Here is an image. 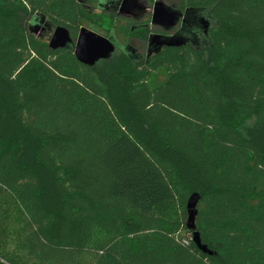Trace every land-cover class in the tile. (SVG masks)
<instances>
[{
    "label": "trees",
    "instance_id": "16d2710c",
    "mask_svg": "<svg viewBox=\"0 0 264 264\" xmlns=\"http://www.w3.org/2000/svg\"><path fill=\"white\" fill-rule=\"evenodd\" d=\"M165 1L210 14L198 45L88 67L45 33L149 17L0 0V264H264V0Z\"/></svg>",
    "mask_w": 264,
    "mask_h": 264
},
{
    "label": "water",
    "instance_id": "95a60500",
    "mask_svg": "<svg viewBox=\"0 0 264 264\" xmlns=\"http://www.w3.org/2000/svg\"><path fill=\"white\" fill-rule=\"evenodd\" d=\"M117 4L119 17L139 21L145 15H150V25L160 27L164 31H170L181 21L180 28L172 35H149L148 57L151 54H158L164 47H181L186 44L198 45L200 38L207 35L210 26V14H204L203 10L186 9L182 11L176 6L167 5L162 1L149 4L146 0H118ZM41 23L42 19L39 23L34 24L33 29L38 30ZM48 46L52 50L72 48L77 61L88 67H93L101 60L110 59L116 48L124 50L132 60L140 58L130 45L131 51L120 47L112 35L111 38L104 37L92 28L81 27L76 40L73 41L66 28L57 26L49 39ZM196 201L197 196H194L189 199L187 205L189 228L192 230H194L192 209ZM192 241L201 252L211 255V252L201 244L199 234L196 231L193 232Z\"/></svg>",
    "mask_w": 264,
    "mask_h": 264
},
{
    "label": "rangeland",
    "instance_id": "374dc122",
    "mask_svg": "<svg viewBox=\"0 0 264 264\" xmlns=\"http://www.w3.org/2000/svg\"><path fill=\"white\" fill-rule=\"evenodd\" d=\"M162 2H164L165 4L167 5H175V3H171L169 4L167 1L165 0H161ZM99 3V0H85V5L90 9L91 12L93 13H99L100 11V8L97 6ZM150 19V18H149ZM120 25L121 26L123 24V22H120ZM26 27H28V21L26 23ZM82 27L84 28H89V26L87 24H83ZM150 27L152 28V32L151 34H158V32L161 30L159 27L157 26H151ZM40 31V29H38ZM54 31V28H51L49 29L48 32L45 33V38L44 40L45 41H49L52 33ZM100 34V33H99ZM77 35H78V32H75V33H70V36L71 38L73 39V41L76 40L77 38ZM104 37H107V36H104ZM112 37L114 38L115 42L120 46V47H124L125 46V41L119 36L118 32L117 31H114V33L112 34ZM108 38H111V35L108 36ZM128 44L134 49L135 53L136 54H140V55H144L145 54V51H146V43H141V41H138L136 39H132L128 42ZM162 80H164L163 76H160L157 78L156 81L158 82H161ZM5 263V262H4Z\"/></svg>",
    "mask_w": 264,
    "mask_h": 264
},
{
    "label": "flooded vegetation",
    "instance_id": "af4514ba",
    "mask_svg": "<svg viewBox=\"0 0 264 264\" xmlns=\"http://www.w3.org/2000/svg\"><path fill=\"white\" fill-rule=\"evenodd\" d=\"M107 2V1H106ZM117 12H118V8H117ZM117 16H118V14H117ZM146 16H148L149 18H150V23H151V17H150V15H145L143 18H141L139 21H134L133 19H126V18H122V17H119L118 16V21L116 22L117 23V26H119L120 25V23H119V21L120 22H123L124 23V20H130V21H133V22H135V23H139L140 24V22L141 21H143L144 19H145V17ZM150 25V24H149ZM152 26V25H151ZM180 26H181V21L173 28V29H171L170 31H164L162 28H160L161 30L158 32V34H160V35H165V36H169V35H172V34H174L179 28H180ZM151 35V34H150ZM120 36V35H119ZM130 40H132V39H129V40H126L125 41V46L123 47V48H127L128 50H130L131 51V48H130V46H129V44H128V42L130 41ZM136 40H138V39H136ZM139 41V40H138ZM141 43H146V51H145V54L143 55H140V54H137L138 55V57H145V58H149L148 57V39H147V41H145V42H141ZM116 49H119V48H116ZM116 49H115V51H116ZM152 55V54H151ZM150 55V56H151Z\"/></svg>",
    "mask_w": 264,
    "mask_h": 264
}]
</instances>
